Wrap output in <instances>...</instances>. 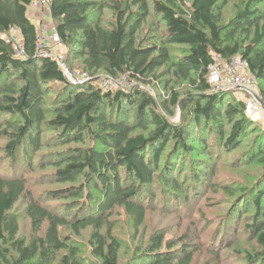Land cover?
I'll use <instances>...</instances> for the list:
<instances>
[{"label":"trees","instance_id":"obj_1","mask_svg":"<svg viewBox=\"0 0 264 264\" xmlns=\"http://www.w3.org/2000/svg\"><path fill=\"white\" fill-rule=\"evenodd\" d=\"M47 1V14L60 43L68 48V66L75 69L72 64L79 63L77 70L92 81L73 85L53 60L36 56L38 30L28 16L34 0H0V114L6 117L0 122V136L7 140L5 153L12 162L26 141L31 151L24 153L27 165L33 164L42 149L43 128L60 132L59 144L64 147L88 140L86 147L60 154L50 163L55 183L68 185L50 197L74 199L84 206L74 214L70 208L58 212L30 196L25 174H0V264H92L85 261L75 242L88 230L91 255L99 264H119L122 245L110 222L115 212H124L137 232L146 222L150 200L154 201L146 187L155 184L158 174H169L163 177L166 187L181 188L170 177L175 165H168L163 157L171 142L180 156L192 155L193 148L186 144L191 129L170 123L155 100L136 87L103 91L95 84L101 75L149 84L164 68L175 82L195 89L200 97L190 93L186 100L172 89L170 107L188 111L193 105L192 127L201 132L197 141L201 155L207 156L201 161V178L195 179L198 186H205L203 180L213 176L211 171L204 173L213 167L212 151L221 160L247 142V133L252 137L242 158L264 170V133L251 127L245 102L229 98L231 92H210L208 83L213 54L225 62L238 56L259 81L264 100V12L253 8L264 0H249L226 26L221 22L227 0H189L188 5L185 0H154L152 10L162 24L154 42L140 38L151 14L149 0ZM107 9L114 15L108 25L101 19ZM12 31L21 39L20 57L7 38ZM175 48L180 55H172ZM225 126L230 128L228 133ZM209 139L216 145H209ZM223 190L249 195L244 187L225 186ZM27 194L24 214L32 231L28 243L19 236V219L13 213ZM145 198L149 203H144ZM249 200L256 213L249 230L264 254V224L257 221L259 217L264 220V189ZM86 208L89 213L82 215ZM165 237L154 234L146 257L130 264H192L197 251L187 239L165 243Z\"/></svg>","mask_w":264,"mask_h":264},{"label":"rangeland","instance_id":"obj_2","mask_svg":"<svg viewBox=\"0 0 264 264\" xmlns=\"http://www.w3.org/2000/svg\"><path fill=\"white\" fill-rule=\"evenodd\" d=\"M124 1V0H121ZM150 4L154 0H149ZM187 5L189 0H185ZM249 0H227L222 9L221 25L226 26L235 19L237 12L243 10L245 4ZM151 7V14L140 33V38L156 41L160 37L162 30L160 16L154 14ZM254 9L264 12V3L253 5ZM47 10H40V13L30 12L29 17L33 24L37 27L39 38L46 37L48 31L55 29V23L48 16ZM94 15L96 14L93 12ZM99 18L100 16L97 15ZM102 22L106 25L114 21V15L109 9L105 10L101 16ZM14 45H20L21 39L16 31H12L9 36ZM243 39L242 37H240ZM50 49L53 53L63 54L65 57L68 48L61 43L51 44ZM179 49L175 48L172 55H180ZM215 57V54H213ZM75 69L80 67L79 63L72 64ZM157 78L151 79L149 84H138L131 80H127L125 76L120 77L122 87L118 89L128 90L136 87L148 93L156 102L158 111L163 114L173 125L191 129L192 135L186 140V144L193 148L191 154H182L175 150V142H171L167 147L163 160L168 165H175L174 174L171 178H175L181 188L172 186L166 187L163 183V177L168 175L158 174L155 184L146 187L148 197L154 196V201L150 200V210L146 218V222L137 232L132 228L130 219L122 211H116L110 219L113 235L121 242L122 249L120 252L119 264H130L138 259H144L150 246V238L154 234L165 235V243L168 241L176 243L182 239H187L191 247L196 249V254L192 264H264V254L254 236L250 233V226L256 216L253 207L249 206V199L256 196L257 191L264 189V170L258 163H245L246 158H242V154L246 151V145L250 142L252 135L242 142L238 150L224 155L221 160H217V152H213L211 161V169L205 170L204 173L213 172V176L209 174L205 182V186H198L195 179L201 178L202 168L201 161L207 159V156L201 155V145L198 143V135L201 133L198 129L193 130L190 104L188 111H183L180 107H170L171 91L174 89L183 100L187 99V95L195 93L188 84L175 82L169 74H165L164 68L157 71ZM104 75L98 79L104 78ZM125 81H124V79ZM98 86V81L95 83ZM261 84V82H260ZM74 85V84H73ZM79 86V85H76ZM260 87L258 88L259 92ZM58 92V91H57ZM229 96L235 98L233 93ZM200 96L196 94L195 98ZM229 98H226L227 102ZM246 99V98H245ZM244 98H241L246 102ZM0 114V122L5 119ZM132 119V116H130ZM252 128L255 127L259 132L262 129L260 117L250 119ZM211 127V126H209ZM229 126H225V132L228 133ZM262 133L263 130H262ZM60 132H54L43 128L42 130V149L35 155L33 164L27 165L24 153L30 154V147L26 146L17 151V159L12 162L7 159L5 153V145L7 140L0 136V174L18 176L25 174L28 181V193L30 196L43 205L48 206L58 212L67 208L72 209V213H77L79 206H84V202L79 205L74 199L54 200L50 197L52 192L68 187V185H58L54 181L55 170L51 167V162L56 156L69 152L79 147H86L90 142L85 144H71L70 146H61L59 144ZM209 145H216L214 140L208 141ZM219 149V148H218ZM221 152V149L217 150ZM242 158V159H240ZM200 164V166H199ZM215 166V169H213ZM213 169V170H212ZM161 172V171H160ZM169 177V178H170ZM225 186H231L232 189L244 187L248 190L249 195L237 196L224 192ZM195 193V194H194ZM198 194V196H196ZM28 194L23 196L16 204L13 213L19 219V236L27 243L32 237L30 221L25 217L24 209L28 204ZM144 203L147 199H143ZM92 205V204H91ZM93 206V205H92ZM89 213L86 208L83 214ZM258 223H263L260 217ZM91 231H85L76 239V244L82 248L83 258L85 261L99 264L90 251L89 239ZM65 235H69V231H65ZM179 246L177 245L176 249ZM250 257V259L248 258Z\"/></svg>","mask_w":264,"mask_h":264},{"label":"built area","instance_id":"obj_3","mask_svg":"<svg viewBox=\"0 0 264 264\" xmlns=\"http://www.w3.org/2000/svg\"><path fill=\"white\" fill-rule=\"evenodd\" d=\"M40 10L48 11L47 0H34L32 6L29 8L30 12L40 13ZM11 41L12 40H9ZM60 43L59 36L55 29L48 31L46 37L39 38L38 32V44L36 56L39 58L53 60L59 69L62 71L67 81L74 85H83L92 81V78L87 73L71 69L63 54L53 53L50 49L51 44ZM13 48L17 56L23 54V47L20 45H14ZM213 65L209 67L208 83L210 85V92L223 93L231 92L235 96L236 100L246 98L244 113L249 119H255L260 117L262 122V130L264 132V100L261 98L258 92L259 81L250 74L247 68V63L242 58L235 56L228 61H223L220 56L213 57ZM127 78V77H126ZM124 79V78H123ZM128 80V78H127ZM98 86L103 91H111L122 87V80L120 78L104 77L98 79ZM125 81V79H124Z\"/></svg>","mask_w":264,"mask_h":264}]
</instances>
